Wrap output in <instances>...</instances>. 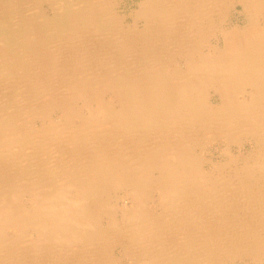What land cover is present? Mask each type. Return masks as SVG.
Here are the masks:
<instances>
[{
  "label": "bare ground",
  "instance_id": "1",
  "mask_svg": "<svg viewBox=\"0 0 264 264\" xmlns=\"http://www.w3.org/2000/svg\"><path fill=\"white\" fill-rule=\"evenodd\" d=\"M43 1L13 0V7L30 13L22 18L16 12L20 16L18 24L23 26L22 31L18 30L23 34L21 44L25 48L16 46L12 53L0 42V64L24 72L19 85L29 96L39 94L41 71L47 76L52 68L60 67V62L71 63L65 77L75 79L74 94L47 99L49 103L41 107L43 112L60 108L62 119L57 126L36 131H46L48 136L31 147L33 151L55 147L54 153L67 157L55 164L66 183L62 198L71 195L65 192L72 188L79 193L81 202L79 209H63L60 213L61 220L68 222L61 226L63 230L57 237L61 242L59 260L51 261L44 255L47 244L43 242L33 245L31 264H117L116 249H121L125 257L135 255V264H234L246 256L252 264H264V223L255 217L264 198V186H260V182L264 183V167L254 171L252 164H246L249 167L242 169L244 179L238 177L235 183L225 174H200L203 166L194 152L204 141L222 138V143L230 144L234 131L242 126L248 128L251 142L264 145V18L256 17L254 12L257 8L264 12V0H237L247 13L248 24L240 33L231 35L223 48L216 49L205 43L215 20L211 7H217L221 19L224 0H141L131 15L132 24L124 22L119 14L118 0H70L67 4L73 5L72 9L50 0L52 17L41 10ZM6 2H0V15L10 11ZM62 25L65 37L56 43L51 33L58 34ZM23 57L29 69L25 70ZM52 76L56 75L48 77ZM67 83L66 89L72 87L73 82ZM96 83L107 84L114 100L107 102L102 89L93 87ZM207 88L213 91L217 105L212 104L210 96L206 97ZM238 93L245 99L240 101ZM91 95H95L98 108L85 114L82 109ZM80 99L84 104L77 108L73 101ZM50 100L60 103L49 105ZM25 133L24 130L21 135ZM16 140L18 135L12 139ZM6 144L0 139V154L11 159L5 157L6 162L0 163V190L7 194L21 190L16 181L28 178L11 174L17 157L5 154ZM43 164L34 163L39 169L30 176L41 178V195L45 196L54 181L47 178ZM256 171L260 173L257 177ZM153 189L162 192L158 206L165 211L161 214L148 209V192ZM111 190L123 191L134 209L124 212L121 223L109 213L108 224L102 228L98 223L99 209L108 206L112 212ZM5 193L0 195V206L5 201L3 205L11 208V215L0 212L1 248L7 246L8 236L2 232L6 226L17 229L15 236L20 244L27 233L26 225L34 222L22 205L8 200ZM114 201L118 203V198ZM64 203L70 206L74 202L66 199ZM179 213L183 215L176 220ZM44 222L47 233L54 237L50 220ZM187 224L189 230L198 226L207 232L206 241L196 244L203 251L191 252L188 261L180 259L178 245L172 246L176 251L169 250L164 259V252L153 256L134 254L140 241L149 247L162 245L175 229L186 230ZM211 229L225 232L219 238L209 237ZM187 244L191 246V242Z\"/></svg>",
  "mask_w": 264,
  "mask_h": 264
},
{
  "label": "rangeland",
  "instance_id": "2",
  "mask_svg": "<svg viewBox=\"0 0 264 264\" xmlns=\"http://www.w3.org/2000/svg\"><path fill=\"white\" fill-rule=\"evenodd\" d=\"M1 1H5V0H0V2ZM6 1H7L6 3L8 5H10V9H9L10 11H7L6 13H4V15L3 14L0 15V42L2 44H4L10 52H12L14 50V47L16 48V46L17 47L20 46L23 49L25 48L21 44V41L23 40V38H22L23 34H21L20 31L23 30V26L18 24V23H20L19 22L20 16H18L17 13H20L22 18H23V16L29 15L30 13L22 11V9L19 10V9H17V7H13L14 6V4H12L13 0H6ZM49 1L50 0H44L43 1L41 10H43L44 15L46 14V16L49 15L52 17V15H54V10L52 9V6L50 4H48ZM51 1H53V0H51ZM68 1H70V0H55L57 5H60L61 7H64L65 9L74 8L73 5L70 4L71 5L70 6L69 4H67ZM139 1H141V0H118L119 6L117 7V10H119V14L122 16V18L124 17V22H126L127 24H132L134 22L133 16H131V15L133 13H136L135 11H137V10L135 8L137 7V4ZM225 1H226V3H225ZM223 5H224V12L225 13L221 19H219V17H218L219 11H217V7L213 6V5H212V7L210 6L211 9L213 10V12H212V10L210 9L212 12V17H214L215 20H212V25L210 27V30L208 31L209 36H208L207 42L205 44L212 45L215 49L221 48V47L223 48L227 39L231 35H234L238 32L240 33L248 24L246 21L247 13L244 11V7L242 6V4H240L237 0H224ZM13 8H15V9H13ZM35 11H37V7H36ZM254 12L256 14V17H258V18L263 17L264 18V12H261L258 8L255 9ZM14 15H15V17H14ZM263 23H264V21H263ZM11 26H12V28H11ZM16 27H17V30H16ZM65 33H66V30L64 29V27L62 25L60 27V31L58 34H56V32L51 33L52 34V36H51L52 41H56V43H57L60 40L59 42H61L62 39H64V37H65ZM252 33H253V31H252ZM3 34H5V35H3ZM3 40H5V41H3ZM16 42H18V43H16ZM96 43H97V41L94 44L95 45L94 50L96 49ZM206 51H208V49H205V52ZM196 55H199V53ZM170 56H171V58L173 57L172 54H170ZM22 61H23L22 63L26 67L25 70L29 69L28 68L29 65H27L28 64L27 58L23 57ZM52 62H54V61H52ZM70 64L71 63L67 62V61H64V63L60 62V67H54V69L52 68L53 70L51 69L50 73H47V76H46V72L41 71L40 73L43 74L42 77L44 76V78L41 77L43 80L41 78H39L37 81V83H39V85H41L40 88L39 87L37 88V92H39V94L34 93L33 95H29V96L23 92V88H22L23 86L19 85V81L22 79V74L24 72L22 70H18V71L15 70L14 67L12 68V65L0 64V81H1L0 90L2 89L0 91V93H1V95H0V107H1L0 112L2 111L0 113V136H2V137L0 139H2V141L7 143L6 146H4L6 149L5 154L9 153V155H8L9 157H10V154L14 158L17 157V159L15 158L16 163L10 169L11 174L15 173L16 175H19L20 178H23L24 176L28 178V179L23 178L22 180L16 181V183L21 185V187H22L21 190H19L18 192H15V190H14V191L6 194L3 190H0V195L5 193V196H6V198L8 197V200L14 201L15 203H18L19 206L21 204L22 207L25 209L24 210L25 213L27 215H30V219H32V220L34 219L33 223L26 225L25 229L27 230V233L25 234L26 235L25 238H23V239L21 238L22 242L20 244H18L20 242V240L18 238H16V236H15V234L17 233V229L6 226L2 230V232H5L7 234L5 236H8V237H6L8 240L5 239L7 241L6 242L7 246L5 248L0 247V264H23V262H24V264H31L32 257L35 253V251H34L35 248H33V245L40 246V244H42L43 242L48 245V246L45 245L46 248L44 249V251H45L44 255L49 256L48 258L51 261H58L59 257H61V251H60V249H58V247L61 245V242L58 240L57 237H58V234L63 230V229H61L62 228L61 226L65 225V223H64L65 221L68 222V220H65V221L61 220L60 213L62 212L63 209L64 210H66V209L75 210V209L80 208L79 202H81V200H80V197L77 196V194H79V193L75 189H72V188L68 189V191H66L65 193L66 194L68 193L71 195H67L68 196L67 198L66 197L62 198V196H63L62 193H64V192H62V188L65 186L66 183H64L62 173H58L56 171V165L55 164H57V161L60 162L62 160V158H67V157H65V156L61 157V156H59L60 153H54L55 147L47 148V150L37 149V151H33L34 148L32 149V147H31V146L37 145L39 140L43 139L45 136H48V133H45L46 131L41 133V134H37L36 131L49 129V127H52L55 125L57 126L61 121L60 119H62V112H61L60 108L48 109V111L47 110L45 111L46 114H45V112H43V110H42L43 108H41V107L44 105H47L49 103V101H47V99L52 98V97L53 98L66 97V96H68L67 94H69L68 97H72L74 94V91H75L74 86H76L75 85L76 81L74 78L67 77L68 76L67 74H68V72H70V70L66 69V68L71 66ZM95 71H98V70H94V72ZM16 73H17L18 77H17V75H15ZM53 73H54V75H56L55 77H53V76L48 77L49 75H52ZM95 73L98 74L99 72H95ZM13 75H15V76H13ZM65 75H67L66 76L67 78L65 77ZM10 77H11V79H10ZM15 77L17 79H15ZM99 77H101V75H99ZM3 78H4V80H3ZM17 80H18V82H14ZM101 81H102L101 79H98V82H101ZM10 82H11V84H9ZM67 82H69V83L73 82L72 87L69 86L68 89H66L67 84H68ZM1 85H5V86H1ZM95 86L97 88L102 89V91H103L102 97L107 102L110 99L114 100L113 99L114 96H113V93L111 92V89L106 88L107 84H105L103 86L102 84L96 83L93 87L95 88ZM15 87H16V89H15ZM47 88H49V89H47ZM3 89H5V90H3ZM46 89L48 90L47 91L48 93L44 94V92H46ZM10 92H11V94H10ZM3 93H5V94H3ZM213 94L214 93L211 90V88H207L206 97L210 96L212 104L217 105L218 100L215 96H213ZM61 95H63V96H61ZM15 96H17V97H15ZM211 96H213V97H211ZM238 97H239L238 99H240V101L245 99L239 93H238ZM89 98L90 99H87V104L85 105V108L82 109L85 114L86 113L91 114L92 112L96 111L98 108L97 102L95 100L96 99L95 95H91ZM50 101H51V103L49 105H51L52 103H58V104L60 103L59 101H53V102H52V100H50ZM27 104H30V105H27ZM73 104H75L77 108H81V106L84 104V100L83 99H80L79 101L74 100ZM118 108H120V107H118ZM7 110L11 111V113L8 112ZM16 110H17V112H16ZM7 116H8V118H7ZM75 121L77 122V119ZM232 126H233V124H232ZM247 129H248L247 127H243V126L237 128L233 134L234 141L230 142V144H227L225 142L222 143V141H221L222 138H220V140H218V141H215V140H209L207 142L204 141L203 145H201L200 147H197V149H195L194 152L201 159V164L203 166V168L201 169V171L199 173L200 174H212L214 177H219L220 174L221 175L225 174V176L229 177L230 179L231 178L234 179L235 183H237L236 178L241 177V179H244V177H245L243 175H245L246 173L243 172L244 170H242L244 168V166L246 168L252 164V167H253V165L255 164V166L253 167L254 169L250 166V168L254 171L259 170L257 168H260V169L263 168L264 163H262V162H264V145L263 144L258 145L253 141L251 142V140H250L251 137L248 135ZM24 130L26 131L25 135H21ZM17 135H18V142L16 140V143H15L12 141V139H14V137L16 138ZM237 136H238V139H237ZM219 141H220V143H219ZM26 144L27 145L29 144V145L27 146ZM27 149H28V151H27ZM58 151H60V150H58ZM225 151L227 152V154H225ZM21 152L23 154H20ZM30 152L33 155L30 154ZM0 156H3V157H0L1 158L0 163L6 162L5 157L6 158H8V157L5 156L4 154H0ZM8 159H10V158H8ZM171 159H172V157L170 158V161H171ZM10 161H11V159H10ZM52 161H55V162H52ZM172 161L175 162L176 159L174 158ZM37 162H38V164L44 162L43 165H45V166H43V169L46 168V173L48 174L47 178L49 177L51 183L54 181L52 183L54 185L51 184L53 187L51 188L52 190L49 192V195H45V196L41 195L43 193V192H41V190L44 189V186L40 187V185L42 183L39 180L41 178H39V176H36L37 178L36 177L34 178V175L30 176V174H36V172L38 171L39 167H36L34 165V163H37ZM246 164H249V165H246ZM258 164L261 167H259ZM256 166H258V167H256ZM19 167H21V168H19ZM218 168H220V171H217ZM54 170H55V172H54ZM237 172H239V173H237ZM241 172H242V174H241ZM239 174H241V176ZM259 174H260L259 171L258 172L256 171L255 177L259 176ZM72 183L75 184V183H77V181L72 182ZM262 184H264V183L260 182L261 187L264 186ZM110 192H111V194H110L111 198L113 200L112 207H111L112 212L109 211L110 209L108 208V206H102L103 208L100 207V209H99V211L100 210L101 211L99 212L100 218L98 220V223L102 228L106 227V225L108 224L107 221L109 220V213H110V217L114 218L116 222L118 221V223H121L124 212H127L128 210L134 209V206H132L130 200L125 199V197H124L125 194L123 191H112L111 190ZM148 193L151 196L148 199V209L151 208L150 209L151 211H155L159 214H161V212L165 211L164 208L158 206V199H159V196L162 194V192H160L159 190L153 189V190H150ZM118 194H119V196H118ZM167 194L169 195L170 193H167ZM117 198H118V203L114 204V202H115L114 200H116ZM66 199H69L70 201H73L74 203L71 204L70 206L68 204L64 205L65 204L64 202ZM3 202H5V201H3ZM3 202L0 206L1 214L5 215V216H8L9 214L11 215V208L4 206ZM259 206L260 207L258 208V210L255 213L256 214L255 217L258 219V222L264 223V209H263L264 208V198H263V203H261V205H259ZM54 211H56V212H54ZM258 211H260V212H258ZM50 212H53V214H52L53 217H51V218L48 217ZM70 215H72V213H70ZM75 215H77V213H75ZM180 215L182 216L183 213L177 214L176 215L177 217L175 219L177 220V218H179L178 216H180ZM45 219L50 220L49 224H50V226H52V230H53L52 232H53V235H55L54 237L49 236V234L47 233L46 226H44V225H46V223L44 222ZM7 220L10 221V219H5V221H7ZM196 228L189 230L188 224H187L186 230L184 229L187 233L183 229H182V231L179 230V228H178V230L175 229L171 233L170 237H167V239H166L167 241H165L164 243L161 242L162 245L153 243L154 245L150 246L152 249L147 245V243H143L140 241L139 242L140 246L138 245L140 248L135 247L134 254L140 255L141 252H143V253L152 254V256H153V255L157 254V252H160V253L164 252V254L162 256V259H164V258H166V253L169 250L173 251V252L176 251V250H174L176 248H173L172 246L178 245L177 246L178 248L181 247V249L179 250L180 259L182 260V262L188 261V259H189L188 256H190L191 252L194 253L195 251L196 252L200 251L199 253H201L203 251L202 248L196 247L197 246L196 244H198L199 242L201 243V242L206 241L207 232L203 230V227L199 228L197 226ZM201 231H202V233H200ZM224 232L225 231H223V230H218V232H213L211 229L210 233H209L210 234L209 237L213 236L214 238H219L221 236L220 234H224ZM201 234H203V235H201ZM182 237L184 239H182ZM178 239H180V240H178ZM204 239H205V241H204ZM179 242H181V243H179ZM189 242H191V246H190V244H187ZM171 243L173 245H171ZM192 243H194V244H192ZM165 244H167V245H165ZM143 245H145V246H143ZM141 247H145V248H141ZM184 247H185V250L183 249ZM50 248H52V249H50ZM166 248H167V250H166ZM144 249H145V251H144ZM31 250H32V252H31ZM54 250H56V251H54ZM181 251H182V253H181ZM41 253H43V252H41ZM121 253H122L121 249L115 250L114 257L117 260V264H135V261L133 260V258H135V255H131L132 257H129V256L125 257ZM160 253H158L157 255H159ZM57 255H59V256H57ZM164 255H165V257H164ZM16 260H20V261L16 262ZM12 261L16 262V263H13ZM234 264H252V260L246 256L244 261L240 262V260H237V261H235ZM258 264H263V263L259 262Z\"/></svg>",
  "mask_w": 264,
  "mask_h": 264
}]
</instances>
